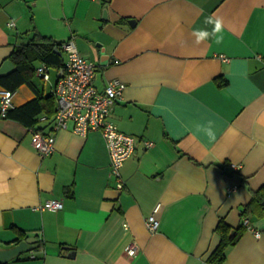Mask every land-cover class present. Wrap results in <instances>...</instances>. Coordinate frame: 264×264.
Instances as JSON below:
<instances>
[{
    "label": "crops",
    "instance_id": "crops-1",
    "mask_svg": "<svg viewBox=\"0 0 264 264\" xmlns=\"http://www.w3.org/2000/svg\"><path fill=\"white\" fill-rule=\"evenodd\" d=\"M213 14L224 20L223 42L196 44L193 31H211L204 20ZM36 31L74 38L96 64L99 88L111 78L126 83L112 119L137 137L136 149L119 189L100 131L81 135L72 123L54 129L40 120L34 127L56 136L54 152L42 156L31 117L0 114V248L38 243L0 264H213L222 219L250 225L222 264H264V213L243 214L264 185V0H0V66ZM48 65L49 80L32 77L44 95L63 68ZM52 72L48 90L41 81ZM34 97L23 83L15 106ZM207 120L213 142L193 134ZM51 198L63 208L40 209ZM157 205L152 233L146 219Z\"/></svg>",
    "mask_w": 264,
    "mask_h": 264
},
{
    "label": "built area",
    "instance_id": "built-area-1",
    "mask_svg": "<svg viewBox=\"0 0 264 264\" xmlns=\"http://www.w3.org/2000/svg\"><path fill=\"white\" fill-rule=\"evenodd\" d=\"M10 20L8 25H14ZM65 53L63 71L57 78L54 93L57 98V109L53 119V128H65L70 123L73 130L81 135H87L91 131H100L105 138L110 155V174L115 179L117 188L123 189L126 182L122 176V166L131 157L136 149L137 137L119 128L113 121L112 113L114 105L122 97L126 83L119 78L108 80L104 88L96 84V64L85 57L78 49L74 38L62 42ZM36 73L44 80L51 78V67L42 62L36 69ZM16 90L0 88V114L8 116L9 111L15 107L14 96ZM44 115L40 120H46ZM32 132V143L37 151L46 156L54 152L56 136L54 133H44L36 128ZM147 147H152L154 142L145 141ZM234 169L240 165L232 163ZM63 200L51 198L41 204L40 209L58 210L63 208ZM159 205L147 217L146 223L150 232L155 233L160 228V220L157 217ZM245 225L249 227V220L245 219ZM259 236L260 233L256 231ZM127 252L133 256L138 252L135 245L128 246ZM35 257V253L31 254Z\"/></svg>",
    "mask_w": 264,
    "mask_h": 264
},
{
    "label": "trees",
    "instance_id": "trees-1",
    "mask_svg": "<svg viewBox=\"0 0 264 264\" xmlns=\"http://www.w3.org/2000/svg\"><path fill=\"white\" fill-rule=\"evenodd\" d=\"M61 45L62 42L47 38L36 31L26 41L15 46L10 58L15 62L18 69L8 76L0 77V83L12 90H16L21 84L27 83L36 92V97L20 106L12 108L8 113L9 116L20 113L21 116L31 117L29 123L33 127L36 122L40 121L42 114L47 115V119L50 120L49 122H53L57 109L56 95L54 92L44 95L37 88L32 77L35 75V63L38 60L46 61L51 66L58 68L64 66L63 54L55 50L56 47L62 50ZM257 209H260L258 213L263 215L264 185L254 192L253 200L245 206L243 214L253 213ZM245 228V224L241 225L240 228H234L222 219L216 228V231L221 235V241L210 255L209 261L213 264H222L227 257V249L238 241ZM27 237V235H24V238Z\"/></svg>",
    "mask_w": 264,
    "mask_h": 264
},
{
    "label": "clouds",
    "instance_id": "clouds-1",
    "mask_svg": "<svg viewBox=\"0 0 264 264\" xmlns=\"http://www.w3.org/2000/svg\"><path fill=\"white\" fill-rule=\"evenodd\" d=\"M206 25H212L211 31L205 29H195L193 35L195 36V43L201 44L212 38L215 44L220 45L224 40L225 23L222 17L218 15L207 16L204 20ZM194 133H200L209 142L216 140L215 122L213 120H207L205 123H195L193 125Z\"/></svg>",
    "mask_w": 264,
    "mask_h": 264
},
{
    "label": "water",
    "instance_id": "water-1",
    "mask_svg": "<svg viewBox=\"0 0 264 264\" xmlns=\"http://www.w3.org/2000/svg\"><path fill=\"white\" fill-rule=\"evenodd\" d=\"M56 50L60 52L59 48H56ZM14 69H16L15 63L11 59H6L0 66V77L11 73ZM62 71L63 69L59 73V76ZM36 247H38L37 238L29 237L27 239L20 240L12 247L0 248V262H7L18 257L24 252L34 250Z\"/></svg>",
    "mask_w": 264,
    "mask_h": 264
},
{
    "label": "rangeland",
    "instance_id": "rangeland-1",
    "mask_svg": "<svg viewBox=\"0 0 264 264\" xmlns=\"http://www.w3.org/2000/svg\"><path fill=\"white\" fill-rule=\"evenodd\" d=\"M52 74H53V79L50 80V81H41L40 79H37V80H40L42 83H46V87H47L48 90H50L52 88V83H53V80H54L55 73L52 72Z\"/></svg>",
    "mask_w": 264,
    "mask_h": 264
}]
</instances>
